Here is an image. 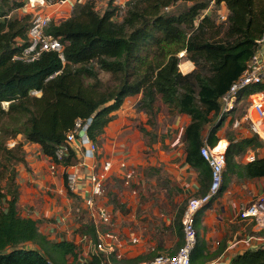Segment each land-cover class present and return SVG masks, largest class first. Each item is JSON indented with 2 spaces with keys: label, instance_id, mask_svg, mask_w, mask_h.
<instances>
[{
  "label": "trees",
  "instance_id": "obj_1",
  "mask_svg": "<svg viewBox=\"0 0 264 264\" xmlns=\"http://www.w3.org/2000/svg\"><path fill=\"white\" fill-rule=\"evenodd\" d=\"M211 1L225 5V19H220L219 12L204 13ZM179 3L182 6L177 9L165 10ZM23 5L14 3L7 10L0 6V115L18 119L19 132L28 141L39 144L56 164L68 166L77 162L75 152L70 150L58 160L56 150L76 120L92 119L88 135L97 142L115 118L114 111L127 97L140 95L134 109L145 113L152 127L161 105L175 115L191 117L183 135L185 159L198 170L203 183H210L211 169L200 148L205 137L212 146L220 140L219 98L245 70L264 33V0H129L123 9L109 4L103 14L91 0L78 2L69 17L48 28L63 42L64 59L50 50L33 61L14 58L24 48L17 40H27L30 25V13L12 14ZM180 52L195 65L187 73L180 70ZM102 72L111 75L109 81L101 78ZM32 90L41 94L33 95ZM250 90L264 91V83ZM140 130L151 133L143 126ZM228 139L220 194L234 175L264 177V157L241 160L248 149L263 144L259 137L231 135ZM67 191L73 194L68 186ZM19 198L14 177L6 188L0 184V203L5 204L0 209V264H79L77 243L49 238L38 219L20 215ZM83 227L81 236L87 235L92 244L97 242L92 221ZM195 250L192 263L199 264L202 253L195 254ZM147 258L118 260L112 256L111 260L139 264ZM102 262L103 254L92 251L81 264ZM230 264H264V246L235 255Z\"/></svg>",
  "mask_w": 264,
  "mask_h": 264
},
{
  "label": "crops",
  "instance_id": "obj_2",
  "mask_svg": "<svg viewBox=\"0 0 264 264\" xmlns=\"http://www.w3.org/2000/svg\"><path fill=\"white\" fill-rule=\"evenodd\" d=\"M83 1L81 0V2ZM55 7L50 6L49 9L55 11L54 21L56 23L69 17L73 10L70 4ZM223 8L226 10L225 5ZM182 63L186 64L184 73L195 67L194 63L188 59H184ZM133 97L129 96L125 99L132 106L140 98V95L136 98ZM125 112L126 109L123 107L114 111L115 118L109 123L114 135L111 139V148L102 157L99 146V158L100 160L112 158L115 163L104 184V192L105 186L107 187L109 184L113 187V191L118 193L119 204L123 201H129V203L124 209L114 204L107 205L103 201L104 192L100 196L99 203L109 206L113 211V223L110 228L120 237V246L117 248L121 254L119 259L127 260L143 255L148 257L144 262H150L158 254L175 253L183 243V231L182 219L176 218L170 211H164L160 206L152 208L149 204H135L139 189L147 190L145 186L146 175L143 168L146 165H151L157 167L154 170L159 174L168 173V177L172 179L173 185H175V193L180 192L182 196L187 198L203 194L202 192L209 186V180L203 183L198 170L185 159L183 135L186 125L191 120L188 114L177 115L176 123L173 126L178 130V136L182 139L170 141L169 137L164 136L162 141L154 143V146L159 147V145L165 144L168 145L167 149L160 148L150 158V161H147L143 153L146 148L142 137L143 132L136 139H128L124 130L121 129L122 121L126 120L122 117V113ZM223 142L227 143L226 140ZM26 152V159L31 171H21L20 180L18 179L20 192L18 211L20 215L32 217L39 221L44 219L42 223H39L40 229L53 240H73L74 236L80 238L78 234L73 232L75 229L73 220L68 219L67 215L55 214L57 211L56 203L59 198L66 199V203L71 202L73 198L81 199L77 192L70 195L67 191L66 167L57 164L55 170L52 171L49 167L50 158L45 156L37 143L32 146L28 145ZM121 161L127 162L126 168L119 166ZM83 170L88 171L87 169ZM23 172L24 175H22ZM125 173L132 174L129 183ZM235 176L232 177L227 189L221 194L219 193L210 205L198 214V246L195 254L202 253L199 264H205L212 260L230 264L235 255L262 245L258 237L264 234V231L256 232L253 222L248 218L240 217L239 212L243 206L264 195L262 181L264 177L244 179ZM153 182L158 185L155 180ZM158 189L164 190L162 191L164 194L161 198L162 204L165 200H173L174 196H170L167 187L158 185ZM165 190L168 196H166ZM48 191H51L53 197L47 195ZM153 221L157 223L154 224ZM133 239L136 241L133 242Z\"/></svg>",
  "mask_w": 264,
  "mask_h": 264
},
{
  "label": "built area",
  "instance_id": "obj_3",
  "mask_svg": "<svg viewBox=\"0 0 264 264\" xmlns=\"http://www.w3.org/2000/svg\"><path fill=\"white\" fill-rule=\"evenodd\" d=\"M129 0H95V10L103 14L110 5L118 9L125 8ZM81 0H25L24 5L31 14L30 25L27 31V40L18 39L19 44L24 43L22 52L14 58L24 61L37 59L43 51H57L64 59V44L60 37L50 33L48 28L54 22L55 11L50 6L72 5L74 8ZM166 7L165 10H169ZM220 19L226 18V10H219ZM3 17L0 16V19ZM184 52H180L183 56ZM264 83V33L257 40L256 49L247 62L245 70L232 82L229 89L219 98L220 111L217 120L232 130H245L246 136L257 135L264 143V91H252L250 88L256 84ZM31 94L40 95L41 91L32 90ZM243 102L247 105L241 110ZM8 105V102H4ZM238 111V112H237ZM237 112V114H234ZM91 118L84 121L78 119L74 127L67 133L63 145L57 148L56 157L63 159L70 150L77 156V162L65 166L66 184L74 193L81 197L85 208L89 211L91 221L97 233V242L93 243L95 252L103 254L102 264H117L111 257L121 258L118 252L120 237L110 226L113 223V211L109 206L99 203L100 196L104 192V184L108 179L113 167L114 160L107 158L100 160L99 145L88 135V127ZM227 122V123H226ZM226 140V145L221 141ZM29 143H33L28 141ZM228 139H221L212 146L207 137L203 139L200 148L202 157L208 162L211 169V180L205 193L189 197L182 218L183 243L173 254H158L150 262L139 264H193L192 255L198 244L197 217L201 210L210 205L212 200L219 195L224 182L226 170V152L229 145ZM257 157L256 151L251 150L247 155V161H253ZM79 158V159H78ZM57 164L51 160L49 167L55 170ZM122 168L127 167L126 161L119 162ZM83 169H87L85 172ZM127 182L132 177L131 173H125ZM242 218H248L253 222L257 231H264V195L250 204L243 206L239 212ZM81 239H89L87 235ZM257 238V235H256ZM258 239L264 246V234ZM90 240V239H89ZM133 242L136 239L132 240ZM92 243V241L90 240ZM205 264H223L218 260H212Z\"/></svg>",
  "mask_w": 264,
  "mask_h": 264
},
{
  "label": "rangeland",
  "instance_id": "obj_4",
  "mask_svg": "<svg viewBox=\"0 0 264 264\" xmlns=\"http://www.w3.org/2000/svg\"><path fill=\"white\" fill-rule=\"evenodd\" d=\"M7 1V3H5ZM87 0H84L83 2H86ZM95 2V0H91ZM25 2V0H0V6L2 7V10H7V8L12 7L14 3H20ZM78 3V2H77ZM76 3V4H77ZM5 5V6H3ZM182 6V3H179V5H176L172 8H170L167 11L174 9H177L176 7ZM223 8V4L216 5L214 1H211V4L209 8L204 11L205 14H213L219 12V9L221 10ZM29 11L25 7V5L22 6V8L14 9L12 11L13 15L16 16H22L24 14H27ZM122 14V13H120ZM120 19L121 16H118ZM180 56V54H179ZM186 56L181 57V63ZM180 63V64H181ZM180 70L183 72L184 67L180 66ZM111 75L106 72L101 73V78L104 81H109ZM135 95L133 98H136ZM134 101V99H133ZM132 101V102H133ZM247 105V102H243L241 105V110L245 108ZM3 108H7V104H2ZM132 106L131 103L124 102L122 107L126 109L125 113H122V117H124L126 120L121 123V129L124 130L125 135L128 136V139L133 138L136 139L139 134H141V126L144 128H147L150 130L151 133L149 134H143L142 137L144 139V143L146 145V148L143 150V153L145 155V158L147 161H150V158L155 155L156 151H159L160 148L167 149L168 145L161 144L159 147H155L154 143L159 142L160 140L164 138V136L169 137L170 141L173 140H180V136H178V130H176L173 126L176 123L177 115H175L171 110H169L168 107L161 105L160 112L157 115V124L156 126L152 127L147 124V115L143 112H136L134 110V106ZM121 107V108H122ZM238 112V111H237ZM235 112L234 114H237ZM121 115V112H120ZM227 123V122H226ZM22 126L18 119H16L13 116L10 115H0V184L3 186V188H6L9 186L10 181L12 180V177L15 178L16 184H18V179L21 177V171H31V167L28 165V161L26 159V147L32 146L34 143H29L26 137L22 132H19L21 130ZM110 124H108L107 128H105V131L101 137L98 139V144L101 148V156L103 157L106 152L109 151L111 148V139H113V129ZM219 136L221 139H228L229 136L234 135L236 138H242L246 136L245 130H232L230 127H228L225 122L223 123L222 127L219 130ZM182 139V138H181ZM229 140V139H228ZM31 142V141H30ZM27 144V145H26ZM185 146V144H184ZM252 149H248V151L241 157L242 162H247L246 155L251 151ZM257 156L264 157V143L262 145H258L256 149ZM156 166L146 165L143 168V172L146 175L145 180V186L147 187L146 191H143L142 189H139L138 193L136 194V202L135 204L141 205V204H149L152 208L155 207H161L164 211H170L173 215L176 216V218H183V212L185 209V206L187 204V201L189 198L184 197L180 194V192L175 193V185H173L172 179H170L168 176V173L162 172L158 173L156 172ZM24 175V172L23 174ZM66 175V174H65ZM234 177V176H233ZM237 177V176H235ZM20 180V179H19ZM156 181L158 185H162L167 187L168 192L170 196H174L173 200H165L162 204L161 198L164 195L161 189H158V185H155L153 181ZM263 188H264V178H263ZM113 187L111 185L105 186V194H104V203L107 205L114 204L117 207H120L122 209L127 208V204L129 201H123L118 202L117 194L115 191H113ZM51 191H48L47 195L53 197V194L50 193ZM166 196H168L167 191ZM175 193V194H174ZM46 194V193H45ZM176 200V201H174ZM66 199L59 198L58 202L56 203L57 213H60V215H67L68 219L73 220L74 222V233L81 236L82 229H84L83 226L89 224L91 222V217L89 214V211L85 208V205L80 198H73L71 202L66 203ZM4 203H0V209L4 206ZM44 220V219H43ZM43 220L40 222L42 223ZM154 224H156V221ZM160 223V221H159ZM74 242L78 245V252H79V260L78 263L81 264L86 258L89 257V255L94 251V247L92 246V243L89 239H81L76 238L75 236L72 238ZM72 240V241H73ZM72 260V258H70Z\"/></svg>",
  "mask_w": 264,
  "mask_h": 264
},
{
  "label": "bare ground",
  "instance_id": "obj_5",
  "mask_svg": "<svg viewBox=\"0 0 264 264\" xmlns=\"http://www.w3.org/2000/svg\"><path fill=\"white\" fill-rule=\"evenodd\" d=\"M180 66L185 68L186 64L181 63ZM226 144H227L226 142L221 143V145H226Z\"/></svg>",
  "mask_w": 264,
  "mask_h": 264
}]
</instances>
